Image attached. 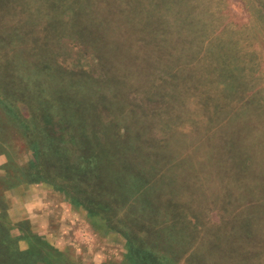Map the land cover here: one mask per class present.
Returning a JSON list of instances; mask_svg holds the SVG:
<instances>
[{"label": "rangeland", "instance_id": "obj_1", "mask_svg": "<svg viewBox=\"0 0 264 264\" xmlns=\"http://www.w3.org/2000/svg\"><path fill=\"white\" fill-rule=\"evenodd\" d=\"M0 264H264V0H0Z\"/></svg>", "mask_w": 264, "mask_h": 264}]
</instances>
